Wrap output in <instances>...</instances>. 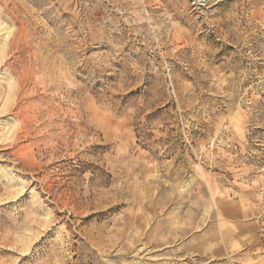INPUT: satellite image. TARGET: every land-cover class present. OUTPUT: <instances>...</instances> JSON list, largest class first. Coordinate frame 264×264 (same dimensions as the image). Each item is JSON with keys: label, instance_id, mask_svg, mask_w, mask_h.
Returning <instances> with one entry per match:
<instances>
[{"label": "rangeland", "instance_id": "1", "mask_svg": "<svg viewBox=\"0 0 264 264\" xmlns=\"http://www.w3.org/2000/svg\"><path fill=\"white\" fill-rule=\"evenodd\" d=\"M0 264H264V0H0Z\"/></svg>", "mask_w": 264, "mask_h": 264}, {"label": "bare ground", "instance_id": "2", "mask_svg": "<svg viewBox=\"0 0 264 264\" xmlns=\"http://www.w3.org/2000/svg\"><path fill=\"white\" fill-rule=\"evenodd\" d=\"M186 41V40H185ZM14 129V128H13ZM20 132V131H19ZM12 134V133H11ZM10 136V135H9ZM8 141V140H7Z\"/></svg>", "mask_w": 264, "mask_h": 264}]
</instances>
